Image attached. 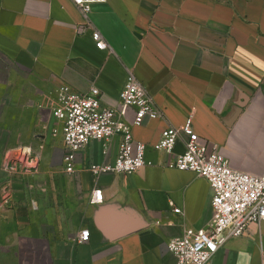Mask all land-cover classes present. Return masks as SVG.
Returning a JSON list of instances; mask_svg holds the SVG:
<instances>
[{
	"label": "crops",
	"instance_id": "1",
	"mask_svg": "<svg viewBox=\"0 0 264 264\" xmlns=\"http://www.w3.org/2000/svg\"><path fill=\"white\" fill-rule=\"evenodd\" d=\"M95 28L108 48L96 46ZM0 57L52 94L50 110L18 101L0 121V264H177L167 243L213 221L212 190L193 171L166 166L174 155L152 145L189 115L234 169L264 171V0H105L88 17L72 0H0ZM129 70L165 116L132 127L147 163L95 180L85 164L113 160L115 138L107 155L91 142L66 172L62 135L53 133L56 86L94 85L114 106ZM126 117L132 124L133 111ZM95 186L100 204L91 203ZM82 229L89 240L78 243ZM262 249L264 222H252L210 264H261Z\"/></svg>",
	"mask_w": 264,
	"mask_h": 264
},
{
	"label": "built area",
	"instance_id": "2",
	"mask_svg": "<svg viewBox=\"0 0 264 264\" xmlns=\"http://www.w3.org/2000/svg\"><path fill=\"white\" fill-rule=\"evenodd\" d=\"M105 0H72L86 17L97 3ZM92 37L99 49L109 47L99 29ZM52 115L59 123L64 144L63 165L68 173L75 171L76 161L84 160L83 151L93 141H100L107 155L110 143L118 138V152L113 160L103 163L87 161L85 166L95 180L103 173L130 174L147 163V145L134 137L133 125H142L148 118L163 119V111L156 105L147 86L128 71L119 101L114 106L101 101L98 87L78 91L68 84L56 86ZM134 113L133 123L127 113ZM182 141L183 150L175 153V145ZM152 148L165 155H174L165 165L179 170H189L207 179L212 190L213 221L206 227L187 228L167 243L169 251L177 257V264H210L215 253L234 237L242 236L252 222H264V171L259 174L234 169L229 159L216 143H209L194 129L189 115L181 126L168 125ZM104 200L102 189L95 186L91 203ZM89 230H80L77 242L89 240ZM264 264V249L261 251Z\"/></svg>",
	"mask_w": 264,
	"mask_h": 264
},
{
	"label": "rangeland",
	"instance_id": "3",
	"mask_svg": "<svg viewBox=\"0 0 264 264\" xmlns=\"http://www.w3.org/2000/svg\"><path fill=\"white\" fill-rule=\"evenodd\" d=\"M50 92V89L44 88L39 76L28 70L20 69L0 57V121L10 117L12 113L15 114L16 108L14 107L18 101L24 100L27 108L42 101L50 110L52 106L49 99L52 96ZM36 100L40 102H35ZM8 104H10L9 107Z\"/></svg>",
	"mask_w": 264,
	"mask_h": 264
}]
</instances>
